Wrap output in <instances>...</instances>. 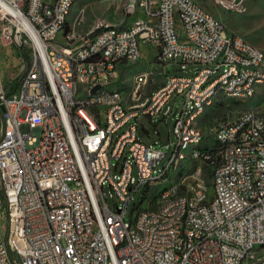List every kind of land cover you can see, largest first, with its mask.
<instances>
[{"label":"built area","instance_id":"built-area-1","mask_svg":"<svg viewBox=\"0 0 264 264\" xmlns=\"http://www.w3.org/2000/svg\"><path fill=\"white\" fill-rule=\"evenodd\" d=\"M71 2L0 0L3 31L14 30L29 55L15 91L0 85V263L264 264V101L214 128L218 147L191 154L186 173L153 198L182 147L204 137L190 131L189 117L223 84L246 99L264 81V53L194 0H124L128 22L97 21L84 36L66 25ZM22 19L28 29H18ZM141 44L154 50L149 64L160 75L168 65L192 68L164 76L150 108L135 109L148 72L118 94H101V86L140 62ZM85 52H98L96 65ZM245 63L261 64V72L248 73ZM73 68H80L78 86H71ZM172 97L182 107L167 140L145 144L139 119L152 123ZM207 158H214V190L200 182V167L191 171ZM182 185L191 192L182 194Z\"/></svg>","mask_w":264,"mask_h":264},{"label":"rangeland","instance_id":"rangeland-1","mask_svg":"<svg viewBox=\"0 0 264 264\" xmlns=\"http://www.w3.org/2000/svg\"><path fill=\"white\" fill-rule=\"evenodd\" d=\"M201 5L212 16L220 20L230 33H236L242 36L246 41L254 47L264 52V0H244L237 7L231 4V0H224L228 8H224L219 4V0H194ZM124 0H80L77 2L71 12L68 28H74L75 32L81 36L88 34L94 29L97 21H106L112 24H125L131 18L124 16L123 11ZM76 21V24H75ZM7 27L0 23V53L2 55L1 63L8 64V72H10L13 81L11 87H16L20 77V69L28 65L29 55L25 47H19L15 39L14 30L11 32L3 31ZM9 35V37H5ZM63 38L60 32L56 42L61 43ZM141 60L136 65H130L125 71H120L119 81H115V87L119 91H128L133 88V78L140 72H148L149 78L146 87L141 92V101L149 97L157 87L163 83L164 76L176 74H187L192 68L189 66L186 71H180L178 65H168L164 68L163 74L160 75L158 70L151 68L150 62L153 58L154 50L150 45L141 44ZM1 76V73H0ZM140 101V102H141ZM264 97L256 95L253 98L243 100H226L219 99L197 119L195 126L199 128L204 139L202 145L213 143L214 138L212 131L214 128L227 121L235 119L240 113L249 110H257L261 106ZM182 107L180 99L172 97L162 108L161 116L154 118L150 123L145 118L139 119V124L147 132L139 130V138L145 144H151L153 141L167 140L168 134L173 123V115ZM172 112L167 116H163L167 109ZM190 166L189 161H183L181 164L171 167L167 174L155 182L153 187V198L156 199L161 188L170 185V182H177L178 178L186 173ZM200 167V178L205 182L208 190H211L212 168L204 163L200 166L195 164L191 171ZM1 197V188H0ZM113 202H116L113 200ZM112 203V202H111ZM132 203V201H131ZM130 209V206H129Z\"/></svg>","mask_w":264,"mask_h":264},{"label":"bare ground","instance_id":"bare-ground-1","mask_svg":"<svg viewBox=\"0 0 264 264\" xmlns=\"http://www.w3.org/2000/svg\"><path fill=\"white\" fill-rule=\"evenodd\" d=\"M79 1L80 0H77V2ZM77 2H71V4L65 10V21L67 26L69 24L71 9ZM21 28L24 29L29 28L28 23L24 19L20 20V22L18 23V29ZM261 53L264 52L261 51ZM97 59H98V52L84 53V60L89 61V65H96ZM245 71H248V73L261 72V64L245 63ZM96 75H104V68H96ZM262 76H264V69H262ZM79 78H80V68H73L71 86H78ZM139 79H140V74L136 75L133 78V86L139 82ZM119 92L121 91H119V89L115 87V82L101 86V94L111 95V94H118ZM154 93L155 91L149 97L145 98L141 102L135 101V109L150 108V100L153 99ZM256 95H260L264 97V81H259V86L252 87V93L246 94V100L249 98H253ZM219 99L243 100L245 99V93L240 92V89H230V84L221 85L219 90L211 89L210 92L208 93V100L202 101L201 104L199 105L198 113H196L195 116L189 117L190 131H195V133L197 134H203L202 131L195 126V123L197 119L205 112L206 108L210 107L215 101ZM159 116H161V113H154V118ZM88 117L97 118V109L88 108ZM260 130H264V114L260 115ZM213 138H214L213 143H209L205 145H202L204 137H200L197 139H190V144H188V146L182 147L181 158L175 160V162L168 168V170L171 167L181 164L183 161L191 162V154L193 153L204 154L209 151H214V147H218V137L213 136ZM244 151H253V144L245 143ZM201 163L209 165L212 168V174H213L214 158H207L206 160H202ZM223 168H230V161H223ZM164 176L165 175H162L160 179ZM200 182H203V184L206 185L201 178H200ZM154 186H156V184H154ZM168 186L165 188H161L156 199H161L162 197L165 196V193L168 190ZM214 187H218V180H212L211 190H214ZM189 192H191V185H182V194H189ZM137 201H144V193H137Z\"/></svg>","mask_w":264,"mask_h":264},{"label":"crops","instance_id":"crops-1","mask_svg":"<svg viewBox=\"0 0 264 264\" xmlns=\"http://www.w3.org/2000/svg\"><path fill=\"white\" fill-rule=\"evenodd\" d=\"M74 7V6H73ZM72 7V9H73ZM72 9H71V12H72ZM71 15V13H70ZM70 19V17H69ZM154 55V54H153ZM1 58H2V55L0 53V73H1V76H0V85L3 86L4 90L8 93H11L13 91H15V85L14 87H11V84H12V81H13V77H11V74L10 72H8V64H13L15 61H8L7 62V65L6 64H3L1 63ZM149 65V62L147 63ZM22 66H21V69H20V73L22 72Z\"/></svg>","mask_w":264,"mask_h":264},{"label":"water","instance_id":"water-1","mask_svg":"<svg viewBox=\"0 0 264 264\" xmlns=\"http://www.w3.org/2000/svg\"><path fill=\"white\" fill-rule=\"evenodd\" d=\"M92 37H93V34H90V35L88 36L89 39H91ZM96 89H97V87L93 88L92 92H94Z\"/></svg>","mask_w":264,"mask_h":264},{"label":"trees","instance_id":"trees-1","mask_svg":"<svg viewBox=\"0 0 264 264\" xmlns=\"http://www.w3.org/2000/svg\"><path fill=\"white\" fill-rule=\"evenodd\" d=\"M2 194V193H1Z\"/></svg>","mask_w":264,"mask_h":264}]
</instances>
